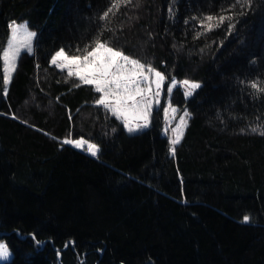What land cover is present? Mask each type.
<instances>
[{
	"label": "trees",
	"instance_id": "16d2710c",
	"mask_svg": "<svg viewBox=\"0 0 264 264\" xmlns=\"http://www.w3.org/2000/svg\"><path fill=\"white\" fill-rule=\"evenodd\" d=\"M112 2L0 0V42L11 21L37 33L7 96L0 91V241L12 254L4 264H264V219L243 223L242 213L187 192L210 185L226 200L264 202V96L248 87L264 83V0L236 15L231 33L226 22L199 39V19L234 0H132L100 20ZM98 35L163 73L164 96L173 78L201 84L191 97L180 87L169 97L190 113L175 156L162 107L130 135L95 104L92 86L76 87L50 64ZM66 138L96 143L98 157Z\"/></svg>",
	"mask_w": 264,
	"mask_h": 264
},
{
	"label": "snow or ice",
	"instance_id": "6c2138e0",
	"mask_svg": "<svg viewBox=\"0 0 264 264\" xmlns=\"http://www.w3.org/2000/svg\"><path fill=\"white\" fill-rule=\"evenodd\" d=\"M253 0H234L228 9H221L222 14L204 15L199 19V28L194 38L206 35L224 25L228 24L227 31L231 33L235 28L234 17L244 15V10H250ZM132 0H113L111 6L99 17L100 20H107L113 9L123 5H129ZM239 6L242 11L236 13L232 11ZM174 11L170 5V15ZM115 13H113L114 15ZM192 20L198 17L193 16ZM189 21L185 20V24ZM195 27V26H194ZM6 39L0 42V65L3 72V95L6 97L9 92V85L14 73L18 68V61L22 52L32 54L35 49L36 33L32 32L26 23L18 24L15 21L8 25ZM107 29H102L104 31ZM94 46L86 45L80 55H71L64 49L56 51L51 56V65L61 72L67 70L68 78H75L80 84L90 85L92 90L99 94L94 102L102 106L106 112L111 113L117 120L123 123L124 129L131 135L150 127L153 112L156 106L160 105L161 89L165 84L166 76L151 65H146L136 58L123 53L122 50L111 46L108 40L98 35L94 41ZM203 51V49H202ZM184 88L185 98L191 97L197 89L201 87L199 82L184 79L179 82ZM241 83H245L241 81ZM177 86V81L173 78L167 87L169 95ZM248 87L253 90L255 98L264 96V83L260 80L248 82ZM169 109L174 113L177 110L171 104L164 109L167 118ZM190 113L185 110L183 116L179 117V123L172 129L173 136L169 138V151L175 156V146L180 143L184 129L187 127ZM16 119V117H13ZM260 134L264 135V118L259 125ZM243 131V130H242ZM252 132H257V127L251 128ZM65 145L84 150L87 145V152L92 157H98L100 148L96 143L88 142L84 139L73 140L66 138L62 141ZM250 216L245 214L243 223L250 222ZM11 253L5 243L0 242V261L9 262Z\"/></svg>",
	"mask_w": 264,
	"mask_h": 264
},
{
	"label": "rangeland",
	"instance_id": "374dc122",
	"mask_svg": "<svg viewBox=\"0 0 264 264\" xmlns=\"http://www.w3.org/2000/svg\"><path fill=\"white\" fill-rule=\"evenodd\" d=\"M11 22H13V21H11ZM16 23L21 24V23H26V22L20 21V22H16ZM32 32H35V31H32ZM36 40H37V35H36L35 42H34L35 46H36ZM170 81H169L167 87L169 86ZM179 82H181V81H177L176 87H180L184 93V88L180 85ZM167 87H166V91H165V96H164V86L162 87L161 95H160V105L156 106L155 109L162 107L161 109H162L163 118H164L162 135H167L170 138L173 136L172 129L179 123V117L183 116L185 110H183L179 113L178 109L176 107L171 106L172 108H175L177 111L173 113L171 111V109H169L168 116L166 118L164 109L169 106V97H170V95L167 92ZM84 150L87 151V145H85ZM187 192H188V194L208 195L214 201L225 206L226 208H228V209H230L236 213H242L243 217L245 214H248L252 218H258L259 217V218L264 219V202L263 201L256 202V201H251V200H241V201L226 200L222 197L221 191L217 186H210V185L190 186L187 189ZM0 242H2V241H0ZM3 243H5V242H3ZM11 257H12V254H11ZM4 263L5 262L0 261V264H4Z\"/></svg>",
	"mask_w": 264,
	"mask_h": 264
}]
</instances>
